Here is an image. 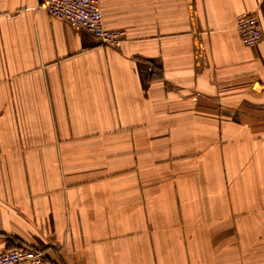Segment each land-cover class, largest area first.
<instances>
[{
    "label": "crops",
    "instance_id": "1",
    "mask_svg": "<svg viewBox=\"0 0 264 264\" xmlns=\"http://www.w3.org/2000/svg\"><path fill=\"white\" fill-rule=\"evenodd\" d=\"M41 2L0 0V253L264 264V0H100L120 48Z\"/></svg>",
    "mask_w": 264,
    "mask_h": 264
},
{
    "label": "built area",
    "instance_id": "2",
    "mask_svg": "<svg viewBox=\"0 0 264 264\" xmlns=\"http://www.w3.org/2000/svg\"><path fill=\"white\" fill-rule=\"evenodd\" d=\"M41 1V6L53 18L86 32L103 45L121 47L124 33L111 31L105 27L100 0ZM236 30L241 42L248 47L256 46L262 39L261 22L257 14H241L237 19ZM44 261L43 252L26 246L0 253V264H42Z\"/></svg>",
    "mask_w": 264,
    "mask_h": 264
}]
</instances>
